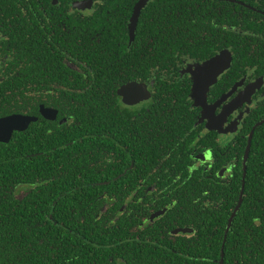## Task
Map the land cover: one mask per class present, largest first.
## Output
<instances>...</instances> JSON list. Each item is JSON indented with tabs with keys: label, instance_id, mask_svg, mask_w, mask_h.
I'll use <instances>...</instances> for the list:
<instances>
[{
	"label": "trees",
	"instance_id": "16d2710c",
	"mask_svg": "<svg viewBox=\"0 0 264 264\" xmlns=\"http://www.w3.org/2000/svg\"><path fill=\"white\" fill-rule=\"evenodd\" d=\"M146 15L140 17L130 50L124 44L92 41L91 37L88 43L71 45L72 56L79 58L72 59L78 69L67 67L52 52L49 29L27 30L31 38L17 46L19 69L5 84L17 87L4 93L3 103L12 106L2 112L32 113L34 101L51 102L68 121L42 120L54 125L52 132L45 129L43 133L32 125L12 142L0 144V264H105V255L113 251L126 260L130 257L128 207L115 219L127 198L128 189L122 185L130 172L119 173L130 152L151 156L145 154L149 149L146 126L148 133L154 129L153 139L161 141L164 132L156 127L169 125L165 119L183 118L185 123L191 117L189 92L164 81L159 73L168 65V71L177 69L176 53L193 58L215 53L214 46L191 40L189 24L179 26L175 1L174 7L166 5V17L163 6L151 8L153 20L147 29ZM131 81H155L150 111L122 107L118 87ZM35 87L42 91L39 100ZM49 88L54 93L44 92ZM134 117L144 120L136 121V127H142L139 135L131 130ZM260 132L256 131L248 159V195L229 234L233 246L234 239L246 233L245 264H264V141ZM183 177L189 179L181 200L190 205L187 193L193 188L192 180L189 174ZM20 188L25 190L21 197L17 195ZM234 205L231 201V208ZM153 257L163 262L159 251ZM230 261L233 264L232 257Z\"/></svg>",
	"mask_w": 264,
	"mask_h": 264
},
{
	"label": "flooded vegetation",
	"instance_id": "af4514ba",
	"mask_svg": "<svg viewBox=\"0 0 264 264\" xmlns=\"http://www.w3.org/2000/svg\"><path fill=\"white\" fill-rule=\"evenodd\" d=\"M174 1L179 26L189 24L191 40L221 49L213 47L215 53L204 58L176 53L177 69L168 71V65L160 71L164 81L189 92L191 117L185 123L183 118L165 119L169 125L156 127L164 132L161 141L154 140V129L148 133L150 127L146 126L149 149L145 154L151 153L149 158L130 152L119 173L130 172L122 185L128 194L115 215L119 218L128 207L130 257L126 260L113 251L105 255V264H232L231 257L233 264H245L246 233L238 241L234 239L233 246L229 234L248 195V159L258 129L260 141H264V0H0V119L12 115L36 117L25 130H14L10 136L4 132L5 140L0 134V144L12 142L17 133L32 125L43 133L45 129L52 132L54 125L42 120L59 124L68 121L51 102L34 101L31 106L36 109L32 113L2 112L5 106H12L3 103L4 93L17 86L5 84L17 74V46L31 38L27 30H51L52 52L56 51L67 67L78 69L72 59L79 58L72 56L71 45L88 43L91 37L92 41L124 44L130 50L141 15L147 14V29L153 20L151 8L163 6L166 17V5L174 7ZM224 50L232 55L231 66L210 87L205 108L190 96L194 73ZM128 83L118 87V95ZM146 84L149 94L137 103L127 104L119 95L122 107L150 111L155 81ZM50 88L44 92L54 93ZM35 89L39 100L42 91ZM198 99L203 102L204 97ZM42 107L56 110V118H46ZM132 121V133L139 135L142 127H136V121L144 120L134 117ZM184 174L192 180L193 188L187 193L190 205L181 200L189 179H184ZM19 190L17 195L21 197L25 190ZM231 201H235L233 208ZM157 251L162 254V263L154 260ZM231 253L234 255L229 256Z\"/></svg>",
	"mask_w": 264,
	"mask_h": 264
},
{
	"label": "water",
	"instance_id": "95a60500",
	"mask_svg": "<svg viewBox=\"0 0 264 264\" xmlns=\"http://www.w3.org/2000/svg\"><path fill=\"white\" fill-rule=\"evenodd\" d=\"M139 11L140 9L136 14L137 16L140 13ZM231 62V53L224 50L200 65L199 69L194 73V86L192 89V96L198 104H202L206 108L207 92L218 81L219 76L231 66ZM148 94V85L138 81L128 83L119 90V95L127 104L137 103L143 100ZM200 96L204 97L203 102L198 99ZM41 112L49 119H54L57 115L56 110L49 108L42 107ZM35 120L36 117L23 115H12L0 119L1 139L5 140L6 138L5 134H3L4 132L10 136L14 130H25Z\"/></svg>",
	"mask_w": 264,
	"mask_h": 264
}]
</instances>
